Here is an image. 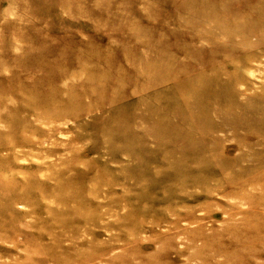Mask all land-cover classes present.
I'll return each instance as SVG.
<instances>
[{
	"label": "rangeland",
	"instance_id": "obj_1",
	"mask_svg": "<svg viewBox=\"0 0 264 264\" xmlns=\"http://www.w3.org/2000/svg\"><path fill=\"white\" fill-rule=\"evenodd\" d=\"M0 264H264V0H0Z\"/></svg>",
	"mask_w": 264,
	"mask_h": 264
}]
</instances>
